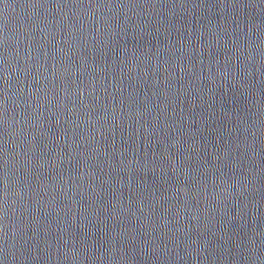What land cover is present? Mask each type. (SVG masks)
Wrapping results in <instances>:
<instances>
[{
	"label": "water",
	"instance_id": "obj_1",
	"mask_svg": "<svg viewBox=\"0 0 264 264\" xmlns=\"http://www.w3.org/2000/svg\"><path fill=\"white\" fill-rule=\"evenodd\" d=\"M0 264H264V0H0Z\"/></svg>",
	"mask_w": 264,
	"mask_h": 264
}]
</instances>
